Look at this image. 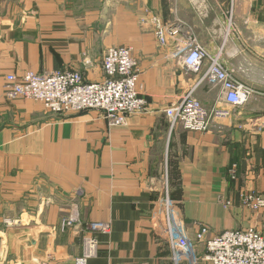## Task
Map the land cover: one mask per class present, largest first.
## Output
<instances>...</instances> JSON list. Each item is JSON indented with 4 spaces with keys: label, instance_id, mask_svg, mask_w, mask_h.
Masks as SVG:
<instances>
[{
    "label": "crops",
    "instance_id": "0c3cea01",
    "mask_svg": "<svg viewBox=\"0 0 264 264\" xmlns=\"http://www.w3.org/2000/svg\"><path fill=\"white\" fill-rule=\"evenodd\" d=\"M151 16L183 21L209 52L223 49L238 81L264 83V0H0V264L73 261L92 222L112 228L88 264H170L158 212L166 174L192 238L202 226L212 236L263 227L264 211L244 198L264 195V91L251 85L255 95L232 108L204 84L196 98L211 112L209 131L171 129L166 110L198 77L177 64L174 42L161 46L143 27ZM120 46L132 48L148 102L124 126L5 95L10 74L70 70L102 82L104 54ZM205 253L197 246L200 264Z\"/></svg>",
    "mask_w": 264,
    "mask_h": 264
},
{
    "label": "built area",
    "instance_id": "2783aa9c",
    "mask_svg": "<svg viewBox=\"0 0 264 264\" xmlns=\"http://www.w3.org/2000/svg\"><path fill=\"white\" fill-rule=\"evenodd\" d=\"M144 23L152 27L161 46L175 43L177 64L187 73L196 75L197 82L166 110L171 129L181 127L188 132L209 131L211 112L196 98L199 87L209 84L220 90V101L232 108L246 105L255 95L253 88L238 81L227 68L223 49L211 53L197 39L195 32L181 20L164 22L151 16ZM105 79L99 83L86 82L77 71L52 74L27 73L22 77L7 76L5 95L9 100L31 99L42 103L55 114L101 112L111 128L127 124L131 116L146 111L147 100L139 93V67L130 47L108 48L103 57ZM226 111H218L225 116ZM168 176V175H167ZM163 176L159 214L165 220V232L172 252L170 264H200L197 246L205 249L203 261L208 264H264V225L261 229L248 228L224 231L211 235L206 226L198 228L195 237L172 200L169 179ZM244 205L254 211H264V195L248 194ZM75 220L63 222L71 226ZM111 224L92 222L84 229L82 255L60 264H88L98 254V234H109Z\"/></svg>",
    "mask_w": 264,
    "mask_h": 264
},
{
    "label": "rangeland",
    "instance_id": "374dc122",
    "mask_svg": "<svg viewBox=\"0 0 264 264\" xmlns=\"http://www.w3.org/2000/svg\"><path fill=\"white\" fill-rule=\"evenodd\" d=\"M144 21H146V18L144 19V20H142L141 21V24L143 25V27H145V26H147L145 23H144ZM148 27V26H147ZM120 47H126V46H120ZM111 48V47H110ZM262 68V67H261ZM260 68V69H261ZM263 69H264V67H263ZM263 73H264V71H263ZM235 75V74H234ZM258 75V77H260L262 74H257ZM257 75H254L253 77H256ZM244 84V83H243ZM248 84H250V86L252 85L253 87H255L256 89H258V90H260V89H262L263 91H264V83H248ZM246 85V84H245ZM248 86V85H247ZM249 86V87H250ZM47 109V108H46ZM47 111H49L48 109H47ZM50 112V111H49ZM50 113H52V112H50ZM82 113V112H81ZM52 114H55V113H52ZM68 114H80V113H68ZM55 115H64V114H55ZM168 174H166L165 176H167ZM167 177H169V176H167ZM169 179V178H168ZM169 188H170V192H171V185H170V180H169Z\"/></svg>",
    "mask_w": 264,
    "mask_h": 264
}]
</instances>
